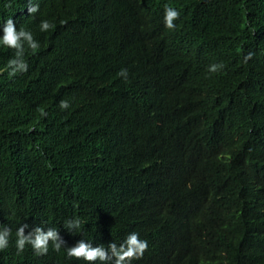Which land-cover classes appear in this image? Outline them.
Segmentation results:
<instances>
[{"label": "trees", "instance_id": "16d2710c", "mask_svg": "<svg viewBox=\"0 0 264 264\" xmlns=\"http://www.w3.org/2000/svg\"><path fill=\"white\" fill-rule=\"evenodd\" d=\"M26 2L0 0V17ZM166 6L181 13L175 29L164 26ZM46 9L56 28L34 34L28 72L0 74L9 197L0 204H31L30 225L45 206L61 224L98 210L110 181L128 179L123 191L140 211L102 223L97 240L138 232L149 248L133 264H264V0H51ZM12 56L0 49V68ZM211 64L222 68L210 73ZM201 87L213 96L200 98ZM18 254L10 243L0 264Z\"/></svg>", "mask_w": 264, "mask_h": 264}, {"label": "clouds", "instance_id": "9594fccd", "mask_svg": "<svg viewBox=\"0 0 264 264\" xmlns=\"http://www.w3.org/2000/svg\"><path fill=\"white\" fill-rule=\"evenodd\" d=\"M50 1L27 0L20 15L0 17V49L13 50V56L0 68V74L7 72L9 78H14L28 72L26 53L30 51L35 54L40 49V43L34 34L41 36L56 28V24L45 17ZM180 14L175 7L166 6L163 16L165 28L175 29V21ZM251 58L252 53H249L245 62ZM220 68V64H211L208 71L214 73ZM117 75L127 80L128 71L121 69ZM205 91L207 90L202 87L194 90L200 98L202 95L207 98L213 96V93ZM59 107L66 110L70 104L67 100H61ZM130 188L128 179L119 183L110 181L104 192L98 194L101 198L98 210L78 216L71 213L69 219L61 224L54 222L55 214L45 206L41 208V217L34 225H30L22 220L31 204L29 207L22 206L24 203L13 207L11 204H0V215L11 219L16 227L9 228L0 223V252L7 249L10 243L15 244L17 252L20 253L15 264H133L134 261L142 259L149 248L148 240L141 239L138 232H130L120 244L110 241L109 238L97 240L107 236L101 230L102 223L117 219L118 214H123L128 209L140 211L138 199L123 191ZM78 195L81 194L78 192ZM8 199L0 187V202Z\"/></svg>", "mask_w": 264, "mask_h": 264}]
</instances>
